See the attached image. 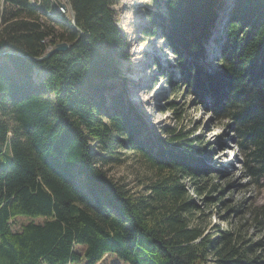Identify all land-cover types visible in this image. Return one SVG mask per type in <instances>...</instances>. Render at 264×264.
Here are the masks:
<instances>
[{
    "label": "trees",
    "instance_id": "1",
    "mask_svg": "<svg viewBox=\"0 0 264 264\" xmlns=\"http://www.w3.org/2000/svg\"><path fill=\"white\" fill-rule=\"evenodd\" d=\"M150 1L155 13L142 34L161 32L188 88L236 126L247 172L264 183V0H234L225 11L222 0ZM69 2L75 23L48 16L49 0H0V264H99L107 255L125 264H264L263 242L248 245L242 227L212 239L196 224L184 182L209 167L202 143L176 128L165 139L149 134L126 101L118 1ZM217 12L226 19L221 37ZM47 39L70 48L24 58L42 57ZM211 41L218 67L207 72ZM117 150L153 173L145 193L108 178ZM20 217L44 222L14 232ZM253 225L264 232V216Z\"/></svg>",
    "mask_w": 264,
    "mask_h": 264
},
{
    "label": "rangeland",
    "instance_id": "2",
    "mask_svg": "<svg viewBox=\"0 0 264 264\" xmlns=\"http://www.w3.org/2000/svg\"><path fill=\"white\" fill-rule=\"evenodd\" d=\"M30 1L39 6L43 0ZM117 1L113 9L129 58L120 62V69L126 80L122 84L126 86L124 94L126 101L131 103L135 112L141 116L144 126L149 128V134L165 139V130L176 128L178 131L191 134L190 139L202 143V148L211 156L210 160L206 161L209 167L202 177L186 179L184 182L191 201L197 206L194 211L196 224L205 228V236L212 239L224 232L237 234V228L242 227L240 233L250 242L248 245L258 242H263L264 245V232L260 233L253 225L255 218L262 219L264 216V211L253 213L255 209L264 207V183H257L247 172L236 126L214 111L213 101L209 97L203 104L188 88L176 65L175 55L168 48L167 41L159 29L156 28L159 32L156 37H146L142 34L150 22V15L155 13L156 6L150 0ZM49 2L53 10H50L48 16L60 20L65 18L73 23L74 15L72 14V19L66 16L68 11L72 13L69 0L67 5L64 0ZM63 3L67 9L66 15L65 11H62ZM229 3V0H222L221 11H225ZM160 13L163 18L167 16L163 8L160 9ZM217 13L214 22L217 30L214 36L221 37L220 28L226 19L221 18V12ZM55 30L61 32V27L55 26ZM54 37L58 36L54 34ZM214 43H210L208 48L211 58L203 61L207 72L218 67L216 60L219 58V51L214 48ZM61 44L67 43L62 41ZM153 47L156 48L152 49ZM50 49L48 45L47 52ZM155 61L165 69V76L156 69ZM182 63L190 65L192 59L186 57L182 59ZM169 74L172 75L173 85L169 83ZM158 89L163 91L157 102L148 101L142 104V99H149ZM145 134L147 135V129L144 128L140 135ZM221 153L226 154L222 159ZM113 158L114 160L106 167L108 178L126 185L127 189L136 194L145 193L146 186L153 179V173L140 157L129 151L117 150ZM30 222L42 224L44 220L20 217L15 223H11L12 230L18 232ZM78 251L81 253V248H78ZM99 264L125 263L107 255ZM207 264L216 263L209 259Z\"/></svg>",
    "mask_w": 264,
    "mask_h": 264
},
{
    "label": "water",
    "instance_id": "3",
    "mask_svg": "<svg viewBox=\"0 0 264 264\" xmlns=\"http://www.w3.org/2000/svg\"><path fill=\"white\" fill-rule=\"evenodd\" d=\"M72 13L74 15L73 10H72ZM68 49H69V46L67 44H58L57 46H55V49L53 51L43 55L40 58H32V57H24V58H26V59H28V60H30L32 62H39V61H43V60L49 59L54 53L66 52ZM5 54L23 57L22 55L17 54V53H13V52H7Z\"/></svg>",
    "mask_w": 264,
    "mask_h": 264
},
{
    "label": "bare ground",
    "instance_id": "4",
    "mask_svg": "<svg viewBox=\"0 0 264 264\" xmlns=\"http://www.w3.org/2000/svg\"><path fill=\"white\" fill-rule=\"evenodd\" d=\"M230 1V3H229V5L230 4H232V2L234 1V0H229ZM128 3V2H127ZM230 10V9H229ZM228 10V11H229ZM73 14V13H72ZM75 17V16H74ZM73 23H75L74 22V19H73ZM220 32L222 33L223 32V30H222V27L220 28ZM50 40H51V38H49ZM53 40H55V39H53ZM48 42H49V40L47 39L46 40V43L45 44H48ZM59 44H61V43H59ZM216 44V43H215ZM48 45H50V43L48 44ZM51 46V45H50ZM57 46V45H56ZM69 46V45H68ZM70 48V47H69ZM156 47H153L152 49H155ZM50 49V48H49ZM55 49V47H51V49L48 51V52H46L45 54H47V53H49V52H51V51H53ZM150 49H151V47H150ZM44 54V55H45ZM140 77H141V75H140ZM143 77H144V75H143ZM162 91L163 90H161V89H158L157 91H155V94L152 96V97H150L149 99H146V98H144V99H142L141 101H142V104H145V103H147L148 101V103H150L151 101H153V103L154 102H157L159 99V97H161L162 96ZM153 94V93H152ZM226 156V154L225 153H221V155H220V159H222V158H224Z\"/></svg>",
    "mask_w": 264,
    "mask_h": 264
},
{
    "label": "built area",
    "instance_id": "5",
    "mask_svg": "<svg viewBox=\"0 0 264 264\" xmlns=\"http://www.w3.org/2000/svg\"><path fill=\"white\" fill-rule=\"evenodd\" d=\"M64 2H65L66 5L68 4V0H64ZM61 6H62V11H65V15H66V13H67V9H66L64 3L61 4ZM70 8H71V7H70ZM70 14H71V16H70ZM66 16H68V18L72 19V13H69V11H68V14H67ZM52 44H53V43H52ZM53 46L55 47V45H53Z\"/></svg>",
    "mask_w": 264,
    "mask_h": 264
}]
</instances>
